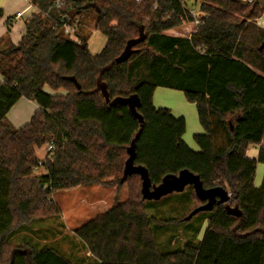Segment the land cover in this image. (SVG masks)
Here are the masks:
<instances>
[{
    "label": "trees",
    "instance_id": "16d2710c",
    "mask_svg": "<svg viewBox=\"0 0 264 264\" xmlns=\"http://www.w3.org/2000/svg\"><path fill=\"white\" fill-rule=\"evenodd\" d=\"M31 5L36 12L19 42L0 38V264H73L55 247L9 240L24 227L58 217L55 194L93 185L128 188L125 201L73 231L94 264H264V28L257 25L264 7L254 0ZM63 18L76 25L78 42L62 34ZM88 20L106 39L95 55L88 50ZM185 23L194 24L188 35L166 34ZM157 88L181 92L194 104L203 130L193 137L198 151L182 139L184 118L154 107ZM22 98L39 109L14 128L6 115ZM253 146H259L256 158L248 156ZM130 150L151 188L188 171L204 189H224L228 201L192 215L204 204L192 187L166 197V205L180 204L184 211L198 205L163 223L184 224L188 231L192 221L197 224L192 240L162 250L156 241L162 226L146 214L139 176L123 174ZM257 164L263 167L259 187ZM40 168L44 174H37Z\"/></svg>",
    "mask_w": 264,
    "mask_h": 264
},
{
    "label": "rangeland",
    "instance_id": "374dc122",
    "mask_svg": "<svg viewBox=\"0 0 264 264\" xmlns=\"http://www.w3.org/2000/svg\"><path fill=\"white\" fill-rule=\"evenodd\" d=\"M198 5L199 3L195 2L191 8L195 16L198 12ZM0 9L3 11V18L0 20V38L8 35L12 42L17 43L20 40L25 23L35 14V8L31 5V0H0ZM16 13H20L22 17L17 18ZM92 25V20H88L85 31L91 34L88 41V50L91 54L95 55L102 50L106 39L98 31H93ZM186 25L189 26L184 27ZM7 27H9V32ZM189 28V23L182 24L181 28L176 31V34H179L178 36L187 35L189 34ZM37 156L39 160H44L46 149L42 148L38 150ZM261 167L262 165L260 164V169ZM44 173L43 168H40L37 172V174ZM111 186L108 188L98 187V185L80 186L55 194L52 200L59 209V216L24 227L9 242L15 246H21L23 240H27L39 246L55 247L63 254L68 255L73 264H94L93 258L86 252L83 244L76 239L73 231L85 222L102 215L115 202H123L128 198V188L126 185L119 191L116 190L115 185ZM186 189L187 187L183 191L186 192ZM168 196L158 201H145L148 218H155V223L162 226L160 231H157L156 237V241L162 250L181 248L187 241L192 240V230L195 229V225L197 224V220L192 221V229L188 231V229L185 230L184 224L172 227L169 224L163 223L171 217L182 218L188 214L191 208L198 205V203H192L184 211L186 207L183 209L180 204L166 205V197ZM150 204H152V208L148 207ZM179 210L180 215L178 216ZM204 228L205 225L203 224L199 236L194 241L201 238Z\"/></svg>",
    "mask_w": 264,
    "mask_h": 264
},
{
    "label": "crops",
    "instance_id": "0c3cea01",
    "mask_svg": "<svg viewBox=\"0 0 264 264\" xmlns=\"http://www.w3.org/2000/svg\"><path fill=\"white\" fill-rule=\"evenodd\" d=\"M21 17L22 16L17 17V18H21ZM189 24H190L189 33H191L192 30L194 29V24L193 23H189ZM188 26L189 25H186L184 27H188ZM180 28L168 31L166 34L178 36L179 34L177 35L176 31L179 30ZM23 33H24V29L20 35V38L23 35ZM180 36H186V35H180ZM12 43L14 45L17 44L16 42H12ZM0 82H1V77H0ZM176 93H181V92L177 91L174 93L173 90L164 89V88L155 89L153 93V105L155 108H167L175 118H184L185 123H186V130H185V133L182 139L184 143L191 150L198 151L199 149L194 143L193 137L197 134L203 133V130L200 124L198 123L196 108L194 104L188 103L185 100L184 96H182V94H176ZM38 109L39 108L36 105V103L22 98L12 107V109L6 115V118L8 122L14 128H20L29 122L33 114ZM258 149H259V146L251 147L248 150V156L250 158H256L258 154ZM262 175H263V167H261L260 169V164H257L256 169H255V175H254V186L255 187L260 186L261 181H262ZM98 187L108 188L112 186L98 185Z\"/></svg>",
    "mask_w": 264,
    "mask_h": 264
},
{
    "label": "water",
    "instance_id": "95a60500",
    "mask_svg": "<svg viewBox=\"0 0 264 264\" xmlns=\"http://www.w3.org/2000/svg\"><path fill=\"white\" fill-rule=\"evenodd\" d=\"M251 0H245L248 3ZM255 4L264 7V0H254ZM264 47V43L262 45ZM128 159L125 162L123 174L125 177L138 175L141 180V197L144 201H158L161 198L173 193H181L186 187H192L198 201L204 203L195 208L192 215L200 212H210L214 205L225 204L229 195L222 188L204 189L197 176L188 171H181L177 176L165 177L161 184L151 188L147 171L140 166L133 165V151L128 152Z\"/></svg>",
    "mask_w": 264,
    "mask_h": 264
},
{
    "label": "built area",
    "instance_id": "2783aa9c",
    "mask_svg": "<svg viewBox=\"0 0 264 264\" xmlns=\"http://www.w3.org/2000/svg\"><path fill=\"white\" fill-rule=\"evenodd\" d=\"M242 1H245V0H242ZM56 7H59L60 4L59 3H56L55 4ZM21 15L18 13L16 14V17H20ZM257 25L259 27H262L264 28V15L257 21ZM76 25L75 24H72L70 25L66 18H63L61 21H60V29L62 31V34L68 38H70L71 40L75 41V42H78L76 36L74 35V30H75V27ZM47 151H51L53 148H52V145H48L47 146Z\"/></svg>",
    "mask_w": 264,
    "mask_h": 264
}]
</instances>
